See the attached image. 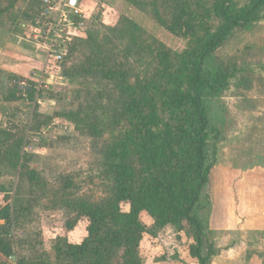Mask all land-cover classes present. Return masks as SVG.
Masks as SVG:
<instances>
[{"label":"trees","instance_id":"16d2710c","mask_svg":"<svg viewBox=\"0 0 264 264\" xmlns=\"http://www.w3.org/2000/svg\"><path fill=\"white\" fill-rule=\"evenodd\" d=\"M5 1L0 0V19L17 0H10L8 8ZM124 1L140 12L150 7L159 28L186 40L187 47L177 51L157 37L140 43L138 23L128 17L104 35L78 36L60 72L102 87L89 92L85 103L66 117L95 139L107 194L98 200L80 195L67 175L50 181L32 165L33 156L22 153L25 135L15 127L0 128V172L6 168L18 178L13 196L7 194L0 202V264H144L141 243L150 230L140 220L142 213L157 230L187 226L191 258L213 264L216 252L210 248L203 254L205 230L197 215L212 168L206 97L220 96L234 77L230 68L213 66V58L233 33L260 19L264 0L242 7L234 0ZM23 4L22 16L37 25L41 0ZM77 49L89 53L78 58ZM8 90L5 100L10 102H35L40 93L33 87ZM48 120L38 121L35 129ZM48 198L53 209L70 218L68 230L87 221L80 242L58 237L51 254L38 250L42 244L36 225ZM21 232L18 256L16 236Z\"/></svg>","mask_w":264,"mask_h":264},{"label":"rangeland","instance_id":"374dc122","mask_svg":"<svg viewBox=\"0 0 264 264\" xmlns=\"http://www.w3.org/2000/svg\"><path fill=\"white\" fill-rule=\"evenodd\" d=\"M140 1L148 4L152 0ZM234 1L242 7L250 0ZM9 2L6 0L3 6L8 8ZM23 3L24 0H17L15 7L7 9L0 19V128L15 127L25 135L22 153L32 155V165L50 181L67 175L78 186L80 195L98 200L107 192L98 170L101 158L94 148L95 139L83 134L82 124L66 115L77 111L85 103V96L96 93L102 84L62 76L60 68L78 37L68 46L63 63L43 78L33 77L34 71L43 72L45 48L39 47L41 39H35V25L21 14ZM80 7L85 12L84 27L77 36L89 32L104 35L128 17L138 23L136 36L140 43L149 44L152 37H157L174 50L187 47L186 40L159 28L150 7L140 12L124 0H86ZM88 53L77 49L75 56L84 58ZM213 66L230 68L234 77L220 96L206 97L212 130L208 164L212 168L209 184L197 206L205 230L203 254L206 256L213 248V264H264V9L256 23L231 35L216 52ZM4 74L18 79L11 81ZM23 82L27 88L40 89L35 102L5 100L8 89L24 87ZM46 116L50 120L35 129L36 123ZM2 171L0 188L4 187L6 192H0V202L7 194L13 196L18 182L15 172L6 168ZM50 199L45 200L46 208L36 221L42 244L38 250L48 254L53 252L58 237L80 242L86 236L87 226V221L81 220L75 229L68 230L66 221L70 218L53 209ZM140 220L150 230L141 243L144 264H199L189 253L192 240L187 226L183 230L172 226L157 230L145 213ZM16 237V253L20 256L22 232Z\"/></svg>","mask_w":264,"mask_h":264},{"label":"built area","instance_id":"2783aa9c","mask_svg":"<svg viewBox=\"0 0 264 264\" xmlns=\"http://www.w3.org/2000/svg\"><path fill=\"white\" fill-rule=\"evenodd\" d=\"M85 1L78 0L77 5L72 6L71 0H41L38 23L34 26V32L37 34L35 39L42 40L39 47L45 48V62L42 73L33 72L34 78H43L67 57L68 46L73 44L84 27L82 18L85 12L80 5ZM25 84V82L22 84L24 89L28 87ZM35 89L39 88L35 86Z\"/></svg>","mask_w":264,"mask_h":264},{"label":"water","instance_id":"95a60500","mask_svg":"<svg viewBox=\"0 0 264 264\" xmlns=\"http://www.w3.org/2000/svg\"><path fill=\"white\" fill-rule=\"evenodd\" d=\"M77 2H78V0H71V5L72 6H76L77 5Z\"/></svg>","mask_w":264,"mask_h":264}]
</instances>
